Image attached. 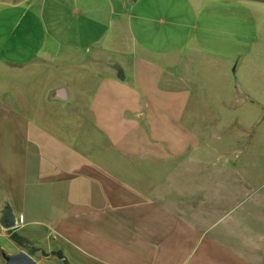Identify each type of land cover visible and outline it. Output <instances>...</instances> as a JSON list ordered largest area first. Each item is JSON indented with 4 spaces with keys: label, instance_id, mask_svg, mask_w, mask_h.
<instances>
[{
    "label": "crops",
    "instance_id": "1",
    "mask_svg": "<svg viewBox=\"0 0 264 264\" xmlns=\"http://www.w3.org/2000/svg\"><path fill=\"white\" fill-rule=\"evenodd\" d=\"M252 5L264 10V2L256 0H0V71L14 73L71 56H82L76 61L84 67L85 57L90 74L105 72L100 85L105 102L110 86L126 90L127 103L135 104L133 117L142 119L135 107L142 93L133 87L149 88L147 102L176 96L178 91L158 86L196 81L194 59L222 73L233 51L198 34L207 23L239 17V6L256 24ZM250 71V102L264 103V68ZM21 97L13 87L1 91L0 84V119L16 118L14 104ZM53 97L70 96L61 86ZM9 127L0 130V264H10L21 251L32 264H65L40 250L61 251L68 264H264L254 248L249 255L246 245L208 238L194 208L155 206L135 181L117 174L127 169L124 162L116 164L121 166L116 172L95 161L67 167L61 145L36 142L12 121ZM12 232L40 250L20 246Z\"/></svg>",
    "mask_w": 264,
    "mask_h": 264
},
{
    "label": "rangeland",
    "instance_id": "2",
    "mask_svg": "<svg viewBox=\"0 0 264 264\" xmlns=\"http://www.w3.org/2000/svg\"><path fill=\"white\" fill-rule=\"evenodd\" d=\"M236 9L239 17L207 23L198 34L233 51L231 63L221 73L194 59L197 80L177 88L160 84L159 89L177 95L153 102L144 100L149 88L133 87L142 93L143 101L135 106L142 119L133 117L135 104L127 103L126 90L110 86L105 102L104 70L90 74L89 60L84 57L82 67L76 61L82 56H71L14 73L1 69V91L13 87L22 95L14 104L16 118L8 120L16 130H29L36 142L61 145L67 167L95 161L116 172L121 167L116 164L124 162L127 169L117 174L135 181L155 206L194 208L208 238L241 243L246 254L254 248L263 256L264 103L250 102L248 80L250 69L264 68V10L252 5L257 20L252 25L247 9ZM61 86L68 100L53 97ZM9 121L0 119V130H10ZM128 161L140 168L129 167Z\"/></svg>",
    "mask_w": 264,
    "mask_h": 264
},
{
    "label": "trees",
    "instance_id": "3",
    "mask_svg": "<svg viewBox=\"0 0 264 264\" xmlns=\"http://www.w3.org/2000/svg\"><path fill=\"white\" fill-rule=\"evenodd\" d=\"M256 1L264 2V0H256ZM10 237L13 241H15L20 246L27 247L30 252H35L37 250H40L39 248L33 246L32 242L29 239L19 235L16 232H12L10 234ZM40 254L42 256L56 255L58 258L62 259L65 264H68V261L66 260L65 256L63 255L61 251L45 252L43 250H40Z\"/></svg>",
    "mask_w": 264,
    "mask_h": 264
},
{
    "label": "water",
    "instance_id": "4",
    "mask_svg": "<svg viewBox=\"0 0 264 264\" xmlns=\"http://www.w3.org/2000/svg\"><path fill=\"white\" fill-rule=\"evenodd\" d=\"M32 261V257L24 251L10 257V264H32Z\"/></svg>",
    "mask_w": 264,
    "mask_h": 264
}]
</instances>
